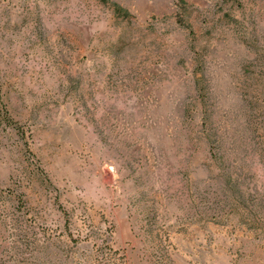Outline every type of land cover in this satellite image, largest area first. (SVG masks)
I'll return each instance as SVG.
<instances>
[{"label":"rangeland","instance_id":"obj_1","mask_svg":"<svg viewBox=\"0 0 264 264\" xmlns=\"http://www.w3.org/2000/svg\"><path fill=\"white\" fill-rule=\"evenodd\" d=\"M0 264H264V0H0Z\"/></svg>","mask_w":264,"mask_h":264}]
</instances>
